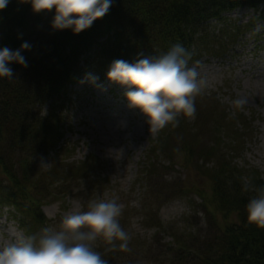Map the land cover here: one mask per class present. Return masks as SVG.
<instances>
[{"label": "rangeland", "instance_id": "obj_1", "mask_svg": "<svg viewBox=\"0 0 264 264\" xmlns=\"http://www.w3.org/2000/svg\"><path fill=\"white\" fill-rule=\"evenodd\" d=\"M206 26L215 34L220 29L225 32L224 27H229L230 34L240 26L242 35L228 44L219 58L202 56L195 63L189 62L207 81L195 99L194 119L180 116L175 127L149 131L140 112L129 108L126 89L95 72L96 61L92 60L78 83L67 87L59 98L35 108L40 117L54 112L61 120V137L56 153L54 150L31 159L33 174H44L55 162L58 181L59 174L65 176L85 161L95 169L85 183L68 181L62 188L58 186L61 183L50 188L46 193L50 196L42 206L48 223L41 230H59L65 215L86 211L89 204L100 200L115 199L122 205L119 222L131 237L130 250L139 254L136 264H161L153 252L170 247L175 237L189 241L197 236L203 241L216 234L209 223L213 217L202 198L209 194L205 174L215 165L229 160L242 171L243 182L251 184L255 171L264 183V4L256 11L237 8L224 13L222 21L214 19ZM237 97L248 100L243 110L232 106ZM195 134L197 151L219 139L221 156L201 161L196 155L187 162L182 154L184 136L188 141ZM159 140H164L168 149L161 150ZM148 163L161 169L149 176L145 173ZM88 183L90 188L94 186L90 192L86 190ZM55 190L63 193L51 194ZM250 193L253 196L249 195V199L255 197L256 192ZM15 216L12 207L0 205V248L26 237ZM150 218L155 219L152 224ZM214 219L221 225L222 216L215 214ZM234 220L231 217L229 221ZM105 246L100 239L94 245L95 250Z\"/></svg>", "mask_w": 264, "mask_h": 264}, {"label": "trees", "instance_id": "obj_2", "mask_svg": "<svg viewBox=\"0 0 264 264\" xmlns=\"http://www.w3.org/2000/svg\"><path fill=\"white\" fill-rule=\"evenodd\" d=\"M262 4L264 0H113L105 17L74 35L70 29H52L54 10L34 14L27 0H11L0 12V48L7 46L16 50L28 41L32 49L24 53L28 62L26 69L13 64L14 80H0V205L16 211L17 216L13 218H18V227L24 235L38 234L48 223L42 206L50 196L46 193L55 183H61L59 188L68 181L85 183L89 173L95 170L85 161L65 176L59 174L61 181H58L55 162L44 174L37 177L33 174L31 159L54 150L56 153L61 137V120L54 112L40 117L36 107L59 98L67 87L78 83L89 70L90 60L96 61L95 72L107 78L115 60L132 63L141 54L159 57L176 43L191 54L189 62L204 55L220 57L226 46L242 35L241 27H234L230 34H227L229 27H224L225 32L221 33L220 29L215 34L214 30L208 31L206 24L214 19L222 21L224 13L237 8L256 11ZM235 32H238L236 36ZM180 126L183 127L182 123ZM185 139L184 136L182 154L187 162H192L196 155L201 161L221 156L219 139L199 151L195 148L197 134L188 141ZM158 143L161 150L168 149L164 140ZM228 161L219 162L205 174L209 194H203V205L213 217L209 223L216 234L203 241L197 236L190 237L189 241L175 237L171 248L153 252L161 264H264V229L250 225L246 213L249 195L253 196L250 191H255L245 190L242 171ZM160 169L148 163L145 173L154 175ZM251 176L253 188L264 186L255 171ZM92 189L94 186L90 188L88 183L86 190ZM61 193L63 190L51 194ZM215 214L222 216L221 225L214 219ZM229 217L236 220L229 221ZM149 220L152 224L155 219ZM108 247L96 249L108 264L137 263L139 254L131 251V246L128 251H108Z\"/></svg>", "mask_w": 264, "mask_h": 264}, {"label": "clouds", "instance_id": "obj_3", "mask_svg": "<svg viewBox=\"0 0 264 264\" xmlns=\"http://www.w3.org/2000/svg\"><path fill=\"white\" fill-rule=\"evenodd\" d=\"M11 0H0V12ZM34 14L53 12L54 31L71 30L74 35L88 30L109 12L113 0H27ZM32 45L28 41L13 50L0 48V80H14L11 65L28 67L27 57ZM191 54L176 43L159 57L143 54L135 62L115 60L107 73L109 82L126 89L129 108L138 110L145 118L149 131L158 132L168 125H178V118L194 119L195 99L207 86L195 65L189 66ZM95 80V77H91ZM246 97L232 101L235 110H243ZM252 188L256 195L246 205L247 221L264 229V186ZM122 205L115 199L89 204L86 211L65 215L59 230L45 227L39 234L28 235L0 248V264H108L95 250L100 239L108 251H128L130 235L122 228L119 217Z\"/></svg>", "mask_w": 264, "mask_h": 264}, {"label": "bare ground", "instance_id": "obj_4", "mask_svg": "<svg viewBox=\"0 0 264 264\" xmlns=\"http://www.w3.org/2000/svg\"><path fill=\"white\" fill-rule=\"evenodd\" d=\"M23 237V236H22Z\"/></svg>", "mask_w": 264, "mask_h": 264}]
</instances>
